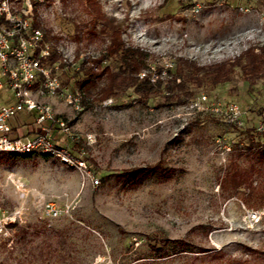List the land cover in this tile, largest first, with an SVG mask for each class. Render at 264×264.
<instances>
[{
	"label": "rangeland",
	"instance_id": "obj_1",
	"mask_svg": "<svg viewBox=\"0 0 264 264\" xmlns=\"http://www.w3.org/2000/svg\"><path fill=\"white\" fill-rule=\"evenodd\" d=\"M40 1L37 21L57 37L67 73L99 55L103 21L97 22L98 36L91 35L94 11L86 0ZM95 1L105 17L120 23L127 44L148 51V68L158 70L178 56L207 64L264 44V0ZM61 72L59 67L60 80ZM63 88L76 89L73 81ZM200 94L219 109L235 103L239 112L202 111L191 99L142 104L131 92L109 106L81 109L61 96L33 95L68 127L65 134L45 123L54 142L84 159L86 168L40 152L0 154V204L23 205L26 217L11 240L0 242V264H264V137L253 148L242 139L246 128L264 123V82L248 86L236 75ZM26 121L34 122L33 116ZM217 139L231 143V151L221 153ZM232 163L249 173L252 186L242 191L250 205L241 192L222 186ZM11 179L28 189L24 200ZM48 201L60 211L54 219L44 216ZM251 211L257 221H248ZM151 233L209 250L184 251L178 242L156 252L147 243Z\"/></svg>",
	"mask_w": 264,
	"mask_h": 264
},
{
	"label": "trees",
	"instance_id": "obj_2",
	"mask_svg": "<svg viewBox=\"0 0 264 264\" xmlns=\"http://www.w3.org/2000/svg\"><path fill=\"white\" fill-rule=\"evenodd\" d=\"M45 1L51 3L54 0ZM61 1L65 2L66 0ZM247 1L243 0V3ZM40 2V0H32V24L36 27H40L37 21ZM86 4L94 11L90 20L89 32L91 35L98 36L97 22L103 21L99 32L102 33L101 41L104 48L98 56L82 60L79 67L74 69L71 74L64 70L69 65L65 63L54 43L57 37L51 33L50 29L42 28L44 39L50 42V55L43 60V64H59L63 71L61 73L65 76V79H59L61 86L66 87L70 81H73V88L80 89L83 93V105L99 104L103 99L109 97L117 99L129 92L133 93L142 104H147L150 99L160 98L164 105H176L194 98L201 92H212L217 86L232 82L236 75H239L248 86H253L259 81L264 82V44L250 45L232 58L207 64L178 56L173 60L174 68L168 70L164 79L151 82L147 76L139 77L140 72L148 69V51L139 46L127 44L122 38L120 23L114 17H105L97 1L86 0ZM166 4L167 1L162 4V7H165ZM104 60L106 64H102ZM20 114H24V117L16 119L17 124L12 125L15 127L14 131L12 130L13 137L31 136L41 132L39 125L35 122L33 112L23 111ZM30 116H33L34 122L26 121V118ZM18 128H24L25 132H19ZM242 133V139L245 140L247 148L258 145L263 137L256 131V126L248 127ZM156 167H158V163L147 168L152 171ZM250 170H254L253 165ZM247 172V170L241 169L237 163L230 164L224 177L223 188L231 187L233 193L241 192L243 197L246 193L242 191V187L252 186ZM243 199V203L250 205L248 197H243ZM146 239L149 247L156 252L165 249L171 243L178 242L179 245H185L184 251L204 253L209 250L204 248L197 251L187 249V242L170 239L164 233H151L147 235Z\"/></svg>",
	"mask_w": 264,
	"mask_h": 264
},
{
	"label": "built area",
	"instance_id": "obj_3",
	"mask_svg": "<svg viewBox=\"0 0 264 264\" xmlns=\"http://www.w3.org/2000/svg\"><path fill=\"white\" fill-rule=\"evenodd\" d=\"M49 55L50 44L44 39L43 31L32 24V0H0V154L40 152L58 158L69 166L84 169L85 160L75 157L68 148L54 142L52 129L45 123H56L65 134L69 132L68 127L55 117L49 104L33 96H61L74 109L82 108V91L61 86L57 75L59 64H43V60ZM102 62L105 64L106 61ZM173 68V62H166L158 70L151 67L140 72L139 77L147 76L151 82H156L165 78L168 70ZM191 100L192 105L202 111L234 115L239 112L235 103H230L223 109L209 104L205 94L195 96ZM112 102L113 99L109 97L103 99L100 105L105 107ZM23 111L34 113L35 122L41 132L31 136L13 137L10 120ZM256 131L264 137V123L257 125ZM87 139L89 142L93 141L91 135H87ZM216 142V147L221 153L231 151L232 145L225 139H217ZM92 181L98 184L97 179L92 178ZM11 182L17 188L19 198L24 200L28 189L20 179H11ZM2 185L0 182V188ZM43 212L48 219H54L60 213L51 201L44 204ZM247 219L250 222L257 221V213L248 212ZM25 222L23 205L8 208L0 204V242L11 240L16 227Z\"/></svg>",
	"mask_w": 264,
	"mask_h": 264
},
{
	"label": "crops",
	"instance_id": "obj_4",
	"mask_svg": "<svg viewBox=\"0 0 264 264\" xmlns=\"http://www.w3.org/2000/svg\"><path fill=\"white\" fill-rule=\"evenodd\" d=\"M14 122V121H13ZM11 125H15L14 123H11ZM12 130H13V127H12ZM21 130H24V128H18V131L21 132Z\"/></svg>",
	"mask_w": 264,
	"mask_h": 264
}]
</instances>
